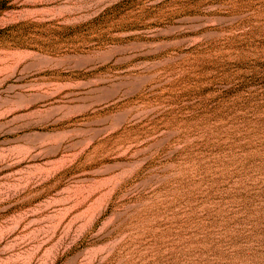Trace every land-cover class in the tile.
Returning a JSON list of instances; mask_svg holds the SVG:
<instances>
[{"label": "rangeland", "instance_id": "rangeland-1", "mask_svg": "<svg viewBox=\"0 0 264 264\" xmlns=\"http://www.w3.org/2000/svg\"><path fill=\"white\" fill-rule=\"evenodd\" d=\"M23 94L0 264H264V0H0Z\"/></svg>", "mask_w": 264, "mask_h": 264}, {"label": "bare ground", "instance_id": "bare-ground-1", "mask_svg": "<svg viewBox=\"0 0 264 264\" xmlns=\"http://www.w3.org/2000/svg\"><path fill=\"white\" fill-rule=\"evenodd\" d=\"M49 58L52 60L51 57ZM33 109H36L35 101L25 98L24 94L20 97L0 98V119L11 113L21 110L32 111Z\"/></svg>", "mask_w": 264, "mask_h": 264}]
</instances>
